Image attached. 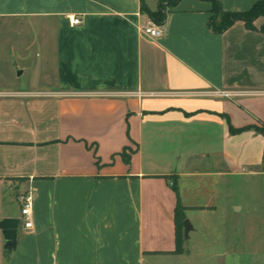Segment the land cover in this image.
Listing matches in <instances>:
<instances>
[{"label": "crops", "instance_id": "1", "mask_svg": "<svg viewBox=\"0 0 264 264\" xmlns=\"http://www.w3.org/2000/svg\"><path fill=\"white\" fill-rule=\"evenodd\" d=\"M259 1L221 0L231 13ZM211 11L182 0L154 41L142 0H0V20L33 25L47 48L28 88L0 92V223L21 220L9 260L0 229V264H197L174 254L176 189L185 206L192 187L264 165V137L230 129L264 124V18L215 34ZM214 255L264 264L257 251Z\"/></svg>", "mask_w": 264, "mask_h": 264}, {"label": "rangeland", "instance_id": "2", "mask_svg": "<svg viewBox=\"0 0 264 264\" xmlns=\"http://www.w3.org/2000/svg\"><path fill=\"white\" fill-rule=\"evenodd\" d=\"M15 25V22L0 20V92L28 88L41 68L36 62L47 58V48L36 44L40 38L33 25L19 31ZM28 47L30 57L25 59L24 50ZM23 70L24 74L18 78ZM258 171L263 174L225 178L223 184L211 187L194 186L184 195L188 207L186 219L194 227L185 249L197 264L222 263L224 257L214 255L219 251L245 254L257 251L256 261L264 262V165ZM206 205L214 207L195 209ZM236 207H243L237 227L234 225Z\"/></svg>", "mask_w": 264, "mask_h": 264}, {"label": "trees", "instance_id": "3", "mask_svg": "<svg viewBox=\"0 0 264 264\" xmlns=\"http://www.w3.org/2000/svg\"><path fill=\"white\" fill-rule=\"evenodd\" d=\"M182 0H166L161 2L157 11H151L145 1L142 0V12L157 25L163 26L167 20V9L176 7ZM203 2H209L212 4V17L210 19V28L215 34H223L229 28H231L237 22H244L246 27L250 30H254V23L264 18V1L256 2L253 7L245 12H225L222 7L221 0H199ZM232 134H239L247 130H255L264 137V124L259 126L248 127L244 129H235L232 125L230 126ZM178 196V205L175 211V239H176V250L174 254L181 255L185 253V228L184 221L186 219V211L188 207L182 205L178 190L176 189ZM197 210H205L204 207H196ZM11 251H6V259L9 260Z\"/></svg>", "mask_w": 264, "mask_h": 264}, {"label": "built area", "instance_id": "4", "mask_svg": "<svg viewBox=\"0 0 264 264\" xmlns=\"http://www.w3.org/2000/svg\"><path fill=\"white\" fill-rule=\"evenodd\" d=\"M72 25H80L81 19L77 17L71 18ZM144 35L151 40H158L166 33L164 26L157 24H149L143 28ZM21 214H22V226L25 230H32L33 228V215H34V194L32 191L24 194L21 198Z\"/></svg>", "mask_w": 264, "mask_h": 264}, {"label": "water", "instance_id": "5", "mask_svg": "<svg viewBox=\"0 0 264 264\" xmlns=\"http://www.w3.org/2000/svg\"><path fill=\"white\" fill-rule=\"evenodd\" d=\"M18 75H22V71L18 73ZM240 207H236L235 215H234V225L238 226L239 217H240ZM21 220L17 218L5 219L0 223V229L3 232L4 238L6 240V250L13 251L16 249L18 244V231L20 228ZM185 228V238L189 240L190 232L194 230V227L190 223L188 219L184 221Z\"/></svg>", "mask_w": 264, "mask_h": 264}]
</instances>
